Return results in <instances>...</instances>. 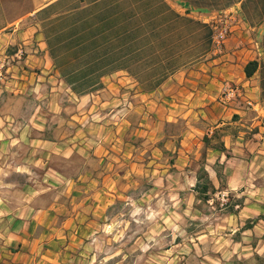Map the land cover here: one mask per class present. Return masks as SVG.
<instances>
[{
	"label": "crops",
	"instance_id": "1",
	"mask_svg": "<svg viewBox=\"0 0 264 264\" xmlns=\"http://www.w3.org/2000/svg\"><path fill=\"white\" fill-rule=\"evenodd\" d=\"M57 1L0 0V55L16 56L20 44L27 51L23 64L9 68L17 78L0 86V264H69L70 252L96 232L106 209L156 170L144 163V151L162 158L167 170L204 169L214 188L224 174L243 196L254 187V159L264 152V0H157L159 26L169 28L175 50L169 67L136 86H105L104 100L93 94L105 87L82 93L71 86L70 116L62 90L47 84L52 76L37 31V19ZM223 11L234 12L237 21L217 44L207 22ZM227 81L241 95L224 105L219 94ZM83 101L87 114L125 106L137 121H113L111 111L85 133L68 121L81 122ZM177 122L180 130L169 127ZM36 181L40 189L33 192ZM195 184L189 190L201 199ZM243 196L233 200L236 206L249 197ZM241 211L229 213L237 218Z\"/></svg>",
	"mask_w": 264,
	"mask_h": 264
},
{
	"label": "rangeland",
	"instance_id": "2",
	"mask_svg": "<svg viewBox=\"0 0 264 264\" xmlns=\"http://www.w3.org/2000/svg\"><path fill=\"white\" fill-rule=\"evenodd\" d=\"M47 1L32 0L33 6ZM159 14L157 0H59L43 12L37 31L45 39L42 53L47 55V74L52 76L47 84L62 90L65 114L70 116L72 111L71 86L82 93L89 86L95 90L136 86L137 81L158 78L169 67L175 50L169 28L159 26ZM16 47V56L0 55V86L17 78L9 68L23 64L26 57L24 44ZM259 48L264 52V31ZM108 94L105 87L93 95L104 100ZM87 102H80L81 122L68 120L77 122L85 133L89 123L100 124L108 112L112 111L113 121L134 116L125 106L119 111L115 105L87 114ZM83 114L87 116L82 118ZM183 126L177 122L169 127L180 130ZM198 152L205 163L204 149ZM141 157L156 170H147L135 188H127L106 209L97 220L96 232L84 238L83 247L70 252L69 264H264V152L254 159L256 184L247 188L249 192L244 190V196L224 174L213 192L208 191L205 198L199 195L201 199L189 190L197 170H167L166 162L149 151ZM31 174L38 179L37 172ZM197 175L202 182L200 170ZM38 183L33 192L40 189ZM237 195L249 197L236 206ZM239 208V217L229 213Z\"/></svg>",
	"mask_w": 264,
	"mask_h": 264
},
{
	"label": "built area",
	"instance_id": "3",
	"mask_svg": "<svg viewBox=\"0 0 264 264\" xmlns=\"http://www.w3.org/2000/svg\"><path fill=\"white\" fill-rule=\"evenodd\" d=\"M236 21L237 16L232 11L218 12L211 17L207 23L212 31V39L214 42L221 44L231 32ZM240 95L241 88L236 84L227 81L224 82L221 88L219 100L222 104L226 105Z\"/></svg>",
	"mask_w": 264,
	"mask_h": 264
},
{
	"label": "trees",
	"instance_id": "4",
	"mask_svg": "<svg viewBox=\"0 0 264 264\" xmlns=\"http://www.w3.org/2000/svg\"><path fill=\"white\" fill-rule=\"evenodd\" d=\"M201 173L203 175L202 176L203 180H202V182H200V180H198V182L195 184L194 189L199 191V195L203 196L202 198H205L208 191L213 192L214 187L211 184V181L208 179L206 171L204 169H201ZM230 209L231 208H229V210Z\"/></svg>",
	"mask_w": 264,
	"mask_h": 264
}]
</instances>
